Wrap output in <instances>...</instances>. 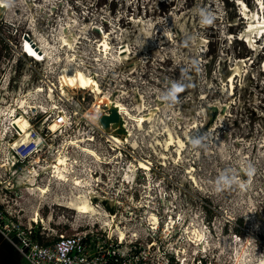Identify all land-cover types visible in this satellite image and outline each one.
Returning a JSON list of instances; mask_svg holds the SVG:
<instances>
[{
  "label": "rangeland",
  "instance_id": "374dc122",
  "mask_svg": "<svg viewBox=\"0 0 264 264\" xmlns=\"http://www.w3.org/2000/svg\"><path fill=\"white\" fill-rule=\"evenodd\" d=\"M255 16L264 0H0V173L21 224L136 232L176 264H264V32L255 47L244 32ZM63 68L100 93L62 85ZM107 100L124 130L100 127Z\"/></svg>",
  "mask_w": 264,
  "mask_h": 264
},
{
  "label": "built area",
  "instance_id": "2783aa9c",
  "mask_svg": "<svg viewBox=\"0 0 264 264\" xmlns=\"http://www.w3.org/2000/svg\"><path fill=\"white\" fill-rule=\"evenodd\" d=\"M102 114L96 115L98 123ZM54 119L60 124L65 121L63 115ZM14 156L19 153L11 150L10 157ZM14 164L12 160L9 167ZM8 184L0 173V233L18 250L25 264H176L173 257L177 259V254H167L136 232H102L99 228L71 234L44 232L35 217L21 224L19 200L14 185ZM155 236L153 233L151 238Z\"/></svg>",
  "mask_w": 264,
  "mask_h": 264
},
{
  "label": "bare ground",
  "instance_id": "6f19581e",
  "mask_svg": "<svg viewBox=\"0 0 264 264\" xmlns=\"http://www.w3.org/2000/svg\"><path fill=\"white\" fill-rule=\"evenodd\" d=\"M259 1V0H258ZM257 5V2H255ZM243 4V3H242ZM259 6V5H258ZM263 6V5H262ZM242 8V7H241ZM243 12H245L247 10L246 6L243 5ZM247 12V11H246ZM254 13V12H253ZM257 14H259V10L257 8ZM250 15V14H249ZM254 16V14H252V17ZM256 18V16H255ZM251 20V19H250ZM249 20V21H250ZM247 27V29H246ZM243 31V30H242ZM254 31H261L263 35L264 32V18H260L259 16H257L256 19H253L249 25L245 26V36L248 42H250V44L254 47L256 46V40L254 41V38L256 37V34ZM254 32V34L251 33ZM105 34V33H104ZM243 36V35H242ZM264 36V35H263ZM244 40V39H243ZM245 43H248L246 40H244ZM67 43V42H66ZM107 44V43H105ZM252 48V47H251ZM70 49V48H69ZM126 49V48H125ZM124 50V49H123ZM125 53V52H124ZM124 55V54H123ZM71 60V59H70ZM62 68V67H61ZM78 68V67H77ZM82 69V68H81ZM72 70V69H71ZM239 71V66H234L232 67V73L233 74H237L236 72ZM87 72V71H86ZM61 73V72H60ZM61 75V74H60ZM61 82L62 85H67L73 88H81V89H85V88H91L95 93H100V86L97 82V80L90 75H87L86 73H84V71L82 72V70L80 69H75L72 72H69L67 69L63 68L62 69V76H61ZM65 87V86H64ZM66 88V87H65ZM98 100V99H97ZM101 100V99H100ZM106 105L108 106L109 109L112 110H116L119 113V119L115 120V121H111L110 124L105 128L106 131H110V129H114V130H124V118L122 114L120 113V110L118 109V107L113 104L112 102H110L109 100L106 101ZM154 110V109H152ZM152 110H149L152 112ZM146 113V112H145ZM7 114V113H6ZM150 114V113H149ZM3 115V113L0 111V116ZM148 116V114H147ZM150 116V115H149ZM145 116L141 117V120L145 121L147 118H144ZM140 121V120H139ZM29 130H24L23 133L21 134V136H23V138L21 139V141L23 140L22 144L24 145L27 141H29L28 137H29ZM126 130V128H125ZM32 133V132H31ZM109 138L112 139L114 142L118 143L121 142V138L120 136H116L113 133L108 134ZM126 137V132L123 131V137ZM190 139V138H189ZM31 141V140H30ZM18 139H14L12 142H10V146L14 147L18 145ZM139 166L141 167H145V168H149L148 167V163H146L143 160L139 161ZM67 206H69L70 208H73L75 210H77L78 212L84 213V212H92L94 210V208L86 203L85 201H76V200H72L69 201L67 203H65Z\"/></svg>",
  "mask_w": 264,
  "mask_h": 264
},
{
  "label": "crops",
  "instance_id": "0c3cea01",
  "mask_svg": "<svg viewBox=\"0 0 264 264\" xmlns=\"http://www.w3.org/2000/svg\"><path fill=\"white\" fill-rule=\"evenodd\" d=\"M0 264H25L22 255L0 233Z\"/></svg>",
  "mask_w": 264,
  "mask_h": 264
},
{
  "label": "water",
  "instance_id": "95a60500",
  "mask_svg": "<svg viewBox=\"0 0 264 264\" xmlns=\"http://www.w3.org/2000/svg\"><path fill=\"white\" fill-rule=\"evenodd\" d=\"M118 119H119V113L116 110L109 109L108 113L101 115V117L99 118V124L101 127H106L110 124L111 121H115Z\"/></svg>",
  "mask_w": 264,
  "mask_h": 264
},
{
  "label": "clouds",
  "instance_id": "9594fccd",
  "mask_svg": "<svg viewBox=\"0 0 264 264\" xmlns=\"http://www.w3.org/2000/svg\"><path fill=\"white\" fill-rule=\"evenodd\" d=\"M206 23H211V16L210 15H208V17H207V19H206V21H205ZM173 90L175 91V92H178V91H180L181 90V86L180 85H173ZM232 181L231 180H228L227 181V183H231Z\"/></svg>",
  "mask_w": 264,
  "mask_h": 264
}]
</instances>
